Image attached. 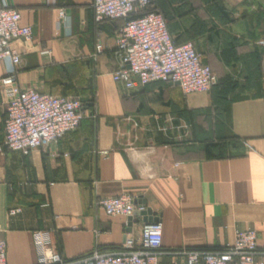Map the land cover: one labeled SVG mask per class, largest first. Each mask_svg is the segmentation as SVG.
<instances>
[{
    "label": "crops",
    "instance_id": "0c3cea01",
    "mask_svg": "<svg viewBox=\"0 0 264 264\" xmlns=\"http://www.w3.org/2000/svg\"><path fill=\"white\" fill-rule=\"evenodd\" d=\"M4 1L31 33L12 43L17 85L83 105L57 144L0 153L5 264L117 252L138 241L147 218L161 223L158 264L184 261L181 250L221 249L245 230L264 264V0H154L172 43L191 42L216 78L187 96L168 83H114L121 21L95 23L91 0ZM3 120L0 87V144ZM121 194L148 214L127 226L97 206Z\"/></svg>",
    "mask_w": 264,
    "mask_h": 264
},
{
    "label": "built area",
    "instance_id": "2783aa9c",
    "mask_svg": "<svg viewBox=\"0 0 264 264\" xmlns=\"http://www.w3.org/2000/svg\"><path fill=\"white\" fill-rule=\"evenodd\" d=\"M154 0H91L93 21H121L115 35V53L119 67L111 80L126 90L150 83L176 85L183 96L203 94L215 85L216 78L201 62L191 42L175 45L166 29V20L152 11ZM62 12L58 13L62 17ZM30 28L19 24L18 12L0 2V87L4 96L3 137L0 153L21 156L55 145L73 132L83 118L78 98L38 94L21 89L16 82L20 52L12 43L30 41ZM101 45L95 44L98 54ZM106 155V152H99ZM97 206L107 216L133 217L135 205L126 194L100 199ZM14 209L9 215L17 213ZM161 223L156 220L141 226L137 242L126 239L122 249L113 253L92 251L72 260L50 253L42 264H158L161 254ZM184 261L173 264H262L258 255L256 233L234 232L231 244L217 250H181ZM261 253V252H260ZM264 254V252H262ZM0 264H5V242L0 239Z\"/></svg>",
    "mask_w": 264,
    "mask_h": 264
},
{
    "label": "water",
    "instance_id": "95a60500",
    "mask_svg": "<svg viewBox=\"0 0 264 264\" xmlns=\"http://www.w3.org/2000/svg\"><path fill=\"white\" fill-rule=\"evenodd\" d=\"M138 201H139V200H138ZM138 201H136L137 204L140 203V202H138ZM141 203H142V202H141ZM142 204H143V203H142ZM140 207H142V206H140ZM142 208H143V207H142ZM144 214H148V210H144V211L142 210V211H139V212H134V213H133V216H136V215H141V216H142V215H144ZM143 221H144V220H143ZM146 221H147V223H149V222L156 221V220H155V219L152 220V219H150V218H147ZM130 222H131V220H130V218H128V219H127V226L130 225Z\"/></svg>",
    "mask_w": 264,
    "mask_h": 264
},
{
    "label": "trees",
    "instance_id": "16d2710c",
    "mask_svg": "<svg viewBox=\"0 0 264 264\" xmlns=\"http://www.w3.org/2000/svg\"><path fill=\"white\" fill-rule=\"evenodd\" d=\"M152 11H154V12H155V10H154L153 8H152ZM215 84H216V83H215ZM213 86H214V85H213ZM213 86H212V87H213ZM205 250H206V249H205ZM79 258H80V257H79Z\"/></svg>",
    "mask_w": 264,
    "mask_h": 264
}]
</instances>
